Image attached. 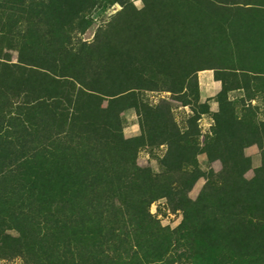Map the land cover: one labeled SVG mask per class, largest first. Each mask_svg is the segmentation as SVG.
<instances>
[{
  "label": "trees",
  "instance_id": "trees-1",
  "mask_svg": "<svg viewBox=\"0 0 264 264\" xmlns=\"http://www.w3.org/2000/svg\"><path fill=\"white\" fill-rule=\"evenodd\" d=\"M115 2L82 40L92 13ZM203 69L221 82L201 142L218 170L193 153ZM235 89L264 99V0H0V257L264 264V121L238 114ZM144 91L167 95L152 103ZM184 105L181 127L173 110ZM129 108L140 132L126 137ZM250 144L261 148L254 175ZM161 145L159 170L137 162ZM159 198L181 212L175 227L150 212Z\"/></svg>",
  "mask_w": 264,
  "mask_h": 264
},
{
  "label": "rangeland",
  "instance_id": "rangeland-1",
  "mask_svg": "<svg viewBox=\"0 0 264 264\" xmlns=\"http://www.w3.org/2000/svg\"><path fill=\"white\" fill-rule=\"evenodd\" d=\"M133 4L140 8L142 0H132ZM119 2H115L104 10H98L92 13V24L80 35L82 40L91 41L97 27L103 24L108 19L110 14L120 9ZM12 60H15V54L12 53ZM198 78V93L199 102H206L208 105L207 111L200 114L197 120L198 134L195 137L193 144V153L195 154L200 168L206 171L209 167L218 170L220 167L219 161L209 162L205 153L201 151V142L205 134H207L213 123L212 115L218 108L216 94L221 88L220 80H216L212 69H203L197 72ZM143 97L149 102H156L159 97L166 96L167 93L157 91H144ZM228 99H232L237 107L240 116L255 118L264 121V99L255 94V97L248 99L247 92L244 89H235L228 92ZM191 106L184 105L174 108V117L178 124L182 127L185 125V119L193 113ZM122 121V131L124 136L130 137L139 134V120L133 108L119 111ZM165 147L145 146L137 152V162L140 165L149 166L152 170H159V160L164 152ZM244 154L251 159V170L249 175L257 173V167L260 164L261 148L257 144H250L243 149ZM204 183V178L200 177L189 192L191 197H195ZM150 212L159 220L163 226L169 228L175 227L181 220V212L179 210H171L165 198H159L150 204ZM0 264H25L19 257H0Z\"/></svg>",
  "mask_w": 264,
  "mask_h": 264
}]
</instances>
